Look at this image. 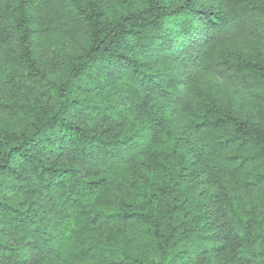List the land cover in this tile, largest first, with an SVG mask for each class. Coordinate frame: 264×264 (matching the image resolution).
I'll use <instances>...</instances> for the list:
<instances>
[{
    "label": "clouds",
    "instance_id": "obj_1",
    "mask_svg": "<svg viewBox=\"0 0 264 264\" xmlns=\"http://www.w3.org/2000/svg\"><path fill=\"white\" fill-rule=\"evenodd\" d=\"M0 264H264V0H0Z\"/></svg>",
    "mask_w": 264,
    "mask_h": 264
}]
</instances>
